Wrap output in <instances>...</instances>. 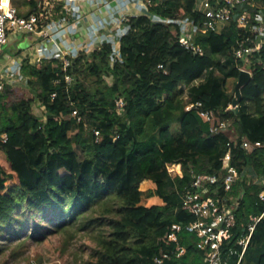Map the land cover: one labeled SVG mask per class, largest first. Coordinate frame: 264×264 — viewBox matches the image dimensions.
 Here are the masks:
<instances>
[{"label":"trees","instance_id":"obj_1","mask_svg":"<svg viewBox=\"0 0 264 264\" xmlns=\"http://www.w3.org/2000/svg\"><path fill=\"white\" fill-rule=\"evenodd\" d=\"M148 1L147 12L128 20L121 59L113 60L111 44L80 54L68 67L25 58L21 77L32 98L3 81L0 255L14 241L16 258L28 240L62 233L68 243L84 235L95 244L77 264H154L163 252L170 255L165 264H209L210 242L191 230L197 217L182 198L196 191L198 176H213L206 196L236 207L224 246L240 253L236 241L251 218L261 217L241 264H264V47L246 62L235 57L247 35L236 12L221 33L194 36L203 50L195 54L180 44L176 24L153 18L192 17L198 0ZM30 4L20 16L38 6ZM249 8L264 13V0ZM242 67L251 80L238 109L226 111L236 95L228 82L237 84ZM34 103L44 117L34 114ZM208 111L214 113L209 121L202 115ZM224 122L227 129L217 133ZM244 139L263 146L246 151ZM228 152L240 176L230 192L223 188ZM172 165H181L182 175L170 174ZM145 181L152 185L147 191L141 190ZM154 198L159 203H143ZM174 225L181 227L178 244L168 240Z\"/></svg>","mask_w":264,"mask_h":264},{"label":"built area","instance_id":"obj_2","mask_svg":"<svg viewBox=\"0 0 264 264\" xmlns=\"http://www.w3.org/2000/svg\"><path fill=\"white\" fill-rule=\"evenodd\" d=\"M256 2L257 0H198L192 17L180 19L154 17L153 20L165 25L176 24L180 30V44L195 54H202V48L194 44V36L209 32L221 33L232 21L236 12H240L239 23L247 30V35L242 38L243 42L236 51L235 57L246 62L251 55L259 53L264 47V13L258 12L253 15L249 8L254 6ZM130 5L134 7L133 14L127 13V8ZM148 5V0H41L37 8L28 17H22L17 8L12 5V0H0V58L3 48L8 44L9 31H11L17 34L35 35L43 39L46 44L38 49L39 59L61 60L65 67L70 66L80 54L90 53L100 49L105 44L113 46V60L121 59L119 41L130 31L128 20L132 16L147 12ZM58 7L61 13L56 12ZM92 7L105 9L108 12V18H98L96 24L88 30L86 41L68 42V38L66 39L65 36L76 33L85 13ZM61 43L66 45L65 48L60 47ZM21 68L22 64L16 62L11 70L0 74V89L4 80L14 82L15 77L22 79ZM161 68L163 67L161 66ZM240 71L248 72L251 75V72L245 67H242ZM66 81L70 82V77H66ZM123 107V101H118L119 112L123 111ZM192 107L193 105L187 109ZM237 109L238 105L233 106L231 104L226 111ZM202 115L208 121L214 117V113L210 111L204 112ZM227 127L228 123L224 122L216 132L225 131ZM96 135L99 133L97 132ZM262 146L261 143H252L246 139L243 140L242 145L249 152ZM231 161V152H228L223 159L225 171L223 188L226 192H230L240 178L237 168L231 164ZM175 167L174 165L169 166L170 174H178V172L173 171ZM208 182L215 183L216 177L198 176L193 183L196 191H187L183 195L184 209L197 217V221L192 224L191 230L209 240L210 245L206 252V261L209 264H241L261 217L251 218L247 233L236 241L235 246L241 247L240 253L233 247L226 248L225 242L230 240L231 231L236 226V207L229 206L224 200H216L211 196H206L208 189L205 184ZM180 230L179 225L173 226L168 237L169 242L178 244ZM236 256L238 259L234 261L233 258ZM169 258L170 255L163 252L155 258L154 264H165ZM32 264L47 263L34 262Z\"/></svg>","mask_w":264,"mask_h":264},{"label":"rangeland","instance_id":"obj_3","mask_svg":"<svg viewBox=\"0 0 264 264\" xmlns=\"http://www.w3.org/2000/svg\"><path fill=\"white\" fill-rule=\"evenodd\" d=\"M31 1H35L39 4L40 0H12V5L17 8L21 14H27L32 10ZM14 34L9 31V36ZM27 40L19 43V56L18 60L23 61L25 57V50L29 47ZM23 51V52H22ZM13 84L20 90H24L27 97H34V93L28 89L26 79L15 77ZM228 88L230 92L236 91V85L234 80L228 82ZM236 99V95H235ZM33 112L39 117H44V109L38 104L34 103ZM179 168H173V171L178 172ZM13 184V182H11ZM141 190L142 186H141ZM144 204L150 205V200L144 199ZM24 239V238H22ZM18 240L14 241L9 249L5 253L0 255V264H32V263H47V264H77L81 261L87 260L95 247V244L87 238V236L79 235L74 241L68 243L66 241L65 234L51 233L42 239L41 242H28L19 247L17 252L20 255L16 258L12 257V250L17 246Z\"/></svg>","mask_w":264,"mask_h":264},{"label":"crops","instance_id":"obj_4","mask_svg":"<svg viewBox=\"0 0 264 264\" xmlns=\"http://www.w3.org/2000/svg\"><path fill=\"white\" fill-rule=\"evenodd\" d=\"M127 13L133 14L134 7L131 5L128 6ZM98 18L107 19L108 12L103 8L97 9L96 7H92V9H90L89 11L85 13L84 18L82 22L80 23L76 33L70 36H67V35L65 36L66 39L68 38L67 41L68 42L70 41L72 43H80V42L86 41L88 39V30H90V28H92L96 24V21H98ZM25 40L29 42L30 46L28 47L27 50H25L24 55L22 56L25 58H29L32 64H35L40 60L38 57V52H39L38 49L41 46H44L46 42L43 39L36 37L35 35L14 34L12 37L9 36L8 44L3 48V53L0 58V74L5 73L8 70H11L14 67L16 62L19 64L22 63L21 61L18 60V56H19L18 52L20 51L19 43ZM65 46L66 45L62 43L60 44V47L62 48H65ZM3 157H4V154L0 152V158H3ZM174 166L180 167L178 174L182 175L181 165H174ZM151 187L152 185L150 182L145 181L144 183H142L143 191H147ZM150 203L157 204L159 203V200L154 198L150 200Z\"/></svg>","mask_w":264,"mask_h":264},{"label":"water","instance_id":"obj_5","mask_svg":"<svg viewBox=\"0 0 264 264\" xmlns=\"http://www.w3.org/2000/svg\"><path fill=\"white\" fill-rule=\"evenodd\" d=\"M251 75L248 72L242 71L236 84V99L233 102V106L239 105L242 99V89L250 82Z\"/></svg>","mask_w":264,"mask_h":264},{"label":"bare ground","instance_id":"obj_6","mask_svg":"<svg viewBox=\"0 0 264 264\" xmlns=\"http://www.w3.org/2000/svg\"><path fill=\"white\" fill-rule=\"evenodd\" d=\"M176 168H179V166H177Z\"/></svg>","mask_w":264,"mask_h":264}]
</instances>
